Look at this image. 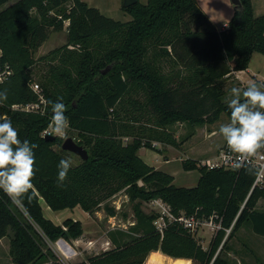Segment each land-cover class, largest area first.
<instances>
[{"label":"trees","instance_id":"16d2710c","mask_svg":"<svg viewBox=\"0 0 264 264\" xmlns=\"http://www.w3.org/2000/svg\"><path fill=\"white\" fill-rule=\"evenodd\" d=\"M9 1L0 0V9ZM240 1L221 30L197 0H138L122 6L132 16L130 21L106 16L84 0H16L0 10V70H11L0 81V90L8 94L0 103V117L12 121L19 139L37 145L32 189L18 203L0 190V240L10 238L11 264L51 259L62 264L48 241L71 242L83 236L80 220L69 217L56 224L47 218L43 200L54 211L79 206L90 215L104 205L114 216L117 210L108 201L121 191L132 203L135 223L129 231L110 230L112 246L78 264H186L191 259L231 264L223 251L245 223L264 236V210L257 208L264 200V185L254 186L256 167L209 168L185 159L184 169H198L201 176L196 186L184 187L139 155L142 147L158 151L156 139L178 145L164 133L171 124L213 123L223 112L231 118L224 100L225 79L247 69L254 52L264 55V14L255 15L252 0ZM63 30L68 33L66 45L42 57L60 55L62 66H51L52 75L40 79L47 99L45 113L14 109L15 104L39 101L40 94L32 87L35 53L52 31ZM172 80L178 84L172 86ZM133 93L145 94L144 101L133 98ZM58 99L65 105L69 129L88 152L87 160L70 163L62 183L57 179L58 164L61 159L69 161L68 151L62 148L61 137L44 134L52 124L50 102ZM128 102L136 110L146 109V122L143 113L123 118ZM157 198L170 204L176 217L184 211L186 216L213 218L220 228L209 248L179 221L168 222L163 234L158 231L159 214L141 208L144 201ZM228 229L231 233L224 241ZM58 246L70 255L65 242Z\"/></svg>","mask_w":264,"mask_h":264},{"label":"rangeland","instance_id":"374dc122","mask_svg":"<svg viewBox=\"0 0 264 264\" xmlns=\"http://www.w3.org/2000/svg\"><path fill=\"white\" fill-rule=\"evenodd\" d=\"M16 0H11L7 4L3 5L1 9L5 8L6 6L14 3ZM89 3V5L97 7L104 13L106 16L112 17L116 20L127 21L128 17H125L124 12L121 11V7L123 5L124 0H84ZM142 3L143 1L140 0ZM217 0H213L216 2ZM147 2V1H145ZM232 2V0H231ZM213 7L215 4H211ZM0 9V10H1ZM224 19H218L215 21L217 29L220 30L224 23ZM226 22V21H225ZM68 33L67 30L63 31H52L50 38L38 49L35 53L36 62L31 65V71L33 74L34 83L39 84L41 91L43 93V87L41 85L40 79L42 76H50L52 75L49 71L51 66H55V68L62 67L61 66V59L60 55L57 56L55 59H44L42 57L48 55L52 50L60 48L67 43ZM158 48V47H157ZM69 49H73L76 51H81L79 46L70 45ZM154 47H151L150 53H152ZM151 55V54H150ZM42 58V59H41ZM253 65L258 66L261 69V74H259V81H256V84H263L264 78V55L260 53H255L253 58ZM164 61H162L163 64ZM167 67L166 71H169ZM164 71V72H166ZM178 84L177 80H172L171 85L176 86ZM233 87L240 88L239 81L234 78L231 79L229 77L225 80V88L226 94L224 100L229 102L232 98L231 89ZM264 91V88L261 89ZM44 94V93H43ZM133 98H139L140 100L144 101L145 94L141 93H133ZM127 111H122L121 115L123 118L133 117L134 114L141 115L143 113V122H146L145 118L147 115V111L144 110H136V108L128 102L127 104ZM230 118L223 112L221 116L213 123H205V124H198L192 126L186 122H176L164 128L165 135H168L170 138L176 141L179 145H174L172 143H166L161 140H155L153 145L157 147L159 150L149 149L147 147H142L139 150V155L144 158L146 162L149 164L157 165L158 169L165 170L168 173H171L174 176V183L177 186H184V187H193L198 184L200 179L201 173L198 169L194 170H185L183 167V161L185 159H195L199 161L200 165H205L208 160L215 158L222 147L225 145L226 140L220 134L219 127L221 124L229 123ZM150 123V121H147ZM50 134L52 136H59L53 132V122L48 128ZM144 134H148L147 131ZM62 138L63 143L64 141L72 137L78 143L77 133L73 130H70L67 126L65 133L63 136H59ZM126 140H130V137H125ZM132 139V138H131ZM62 143V145H63ZM67 158L69 159L70 163L76 165L82 161V158L73 153L68 151ZM168 161V162H167ZM154 200V199H153ZM151 201H144L142 203L141 208L145 212L157 211L152 206ZM108 204L110 207L116 208L117 212L116 215L111 216L105 209L104 205L97 210L91 217L96 220V223L88 224L87 229L93 234L86 235L81 237L79 241L84 239V242L88 245V239L95 240L96 246L92 248L91 253H85L84 258L82 261L86 260L88 256L94 255L98 252L103 251L105 248H109L112 246L104 245L102 243L103 240H109V231L110 230H117L122 229L124 231H129L131 225L135 223L134 217V209L132 203L129 201L128 196L124 191L117 193L111 199H109ZM257 208L259 210H264V200L259 201ZM82 212H86L80 209ZM181 215H185L184 211L181 212ZM84 220V219H82ZM204 220V219H201ZM218 223L214 220V225H200L196 230H194L195 236L198 238L200 243L207 249L209 248L210 242L213 237L217 234L219 228L216 225ZM12 234V230H9ZM231 233V229L226 231L227 238ZM102 239V240H101ZM49 245L52 247L53 251L55 250L60 252L63 256L64 253L61 248L58 246V240L55 242L48 241ZM82 244V241L79 242ZM69 244L75 247V240L69 242ZM80 244V245H81ZM10 238L7 236L2 243H0V260L2 258V262L0 264H11L12 260H5V256L9 257L10 254ZM82 247V246H81ZM9 250V251H8ZM9 253V254H8ZM57 253L55 252V255ZM58 255V254H57ZM56 255V256H57ZM223 255L228 258L231 264H264V236L256 234L252 230L251 223H245L229 240L228 246L224 249ZM11 257V256H10ZM59 261L62 264H78L81 261H67V259L62 258L60 255L57 256ZM175 258V257H173ZM176 259V258H175ZM189 259V258H183ZM65 260V261H64ZM55 264V263H52ZM186 264H199L191 259L190 262H186Z\"/></svg>","mask_w":264,"mask_h":264},{"label":"clouds","instance_id":"9594fccd","mask_svg":"<svg viewBox=\"0 0 264 264\" xmlns=\"http://www.w3.org/2000/svg\"><path fill=\"white\" fill-rule=\"evenodd\" d=\"M264 84L252 83L243 92L237 87L231 89L228 102L231 112L229 123L221 124L219 132L229 149L242 156L250 155L255 149L264 147ZM243 97V99H242ZM7 91L0 90V103L7 101ZM53 132L63 136L69 124L65 105L61 100L50 102ZM37 147L27 139L18 138V131L12 121L0 117V190L14 203L22 200L32 189L35 153ZM70 168V161L61 159L58 164L59 182H63Z\"/></svg>","mask_w":264,"mask_h":264},{"label":"crops","instance_id":"0c3cea01","mask_svg":"<svg viewBox=\"0 0 264 264\" xmlns=\"http://www.w3.org/2000/svg\"><path fill=\"white\" fill-rule=\"evenodd\" d=\"M142 1H143V3H147L145 1H148V0H142ZM197 1H198L199 5H200L201 9L207 14V16L210 18V20L215 25H216V23H215L216 20H218V19H224V18L226 19V20H224V23H223L222 27L220 28V30L221 29H225L228 26V23H229L230 19L232 18L233 14L235 12V6L231 2V0H217L216 2H213V0H197ZM252 1H253L255 15L256 16L263 15L264 14V0H252ZM213 3L215 4L214 7L211 5ZM120 12H124L125 17H128L129 18V19H127V21H130L132 19V16L129 13H126L125 11H123L122 10V7H121V11ZM255 53H257V52H254V54L252 56V59H251V62L249 64V67L247 69H245V70H239V71H234L232 74H230L226 78V79H228L229 77H231V79L236 78L239 81V83H240L241 92H243V90H245L249 84H252V83H255L256 81H259L258 77H259V74H261V69L262 68L253 65V61L252 60L254 58ZM151 165H153V166H155L157 168V165H155V164H151ZM173 176H175V175H173ZM42 207H43V211H44L45 216L47 218L51 219L56 224H62L63 221L66 218H69V217L70 218H73L74 220H80L82 222L83 228H84V233H83V236L82 237H84L86 235H89L90 232H91V231H89L87 229L86 223L88 222L89 225L92 224V223H96V220L93 219L88 212H85V213L82 212L80 210L81 208L79 206L78 207H75L74 209H65V210H61V211H54L43 200L42 201ZM82 219H84V220H82ZM91 234H93V232H91ZM5 238H2L0 240V243H2ZM80 239L75 240V247L71 246L69 244V242H67L65 239H62L63 241H65L70 246V248H71L72 251L70 252V255L69 256L66 255V254H64L62 256L60 254V252L58 251V249H57V251L55 250V252L58 255L57 254L56 255L57 256L60 255L62 258H65V259H67V261H70V262H72V261H82L83 258H84L85 253H91L92 252V248H90L89 245H87L86 242H84V239L83 238L81 240L82 241V244L79 243V242H81V241H79ZM89 241L96 242L95 240H92L91 238L88 239V242ZM106 242H110V243L107 244ZM102 243L104 245L110 246V244L112 243V241L109 238V240H106V239L103 240ZM95 246H96V244H95ZM9 247L10 246H8V249H9ZM109 248H105L104 250H107ZM154 252H156V251H154ZM157 252H160V250H157ZM1 260H2V258H1ZM5 260H7V261L11 260L10 254H9V257L5 256ZM52 263H54V260L51 259V260H49L47 262H44V263H41V264H52ZM145 264H146V261H145Z\"/></svg>","mask_w":264,"mask_h":264},{"label":"built area","instance_id":"2783aa9c","mask_svg":"<svg viewBox=\"0 0 264 264\" xmlns=\"http://www.w3.org/2000/svg\"><path fill=\"white\" fill-rule=\"evenodd\" d=\"M11 73V70L6 67L4 70H0V81H2L7 75ZM33 89L40 94V98L38 102L28 103L26 105L15 104L13 106L14 109L24 110V111H35L45 113L46 106H47V99L43 95L40 85L33 84ZM44 134H50L49 130H46ZM205 165L209 168H216V167H224L227 169H237L244 165H252L258 169L257 176L254 182V186H263L264 185V151H253L248 156H242L238 153L231 151L225 142V145L220 150L219 154L211 159L208 160ZM152 206L159 214L158 219L155 221L156 227L158 231L162 234L164 233L165 228L167 227L168 222L179 221L181 222L186 228H189L191 231L196 230L200 225H214V219H204L201 220L200 218L196 217L195 215L186 216L181 215L176 217L172 211V207L170 204L166 203L160 198L152 200ZM216 225V224H215ZM217 228H220V225H216ZM229 230V229H228ZM109 244L110 242H106ZM94 241H89L88 245L90 248L95 247Z\"/></svg>","mask_w":264,"mask_h":264},{"label":"water","instance_id":"95a60500","mask_svg":"<svg viewBox=\"0 0 264 264\" xmlns=\"http://www.w3.org/2000/svg\"><path fill=\"white\" fill-rule=\"evenodd\" d=\"M137 2H138V0H124L123 6L124 7H130V6L134 5V4H136ZM232 3L234 4L235 8H237L238 6L241 5V1L240 0H232ZM104 73H106V70L104 71ZM263 84H264V82H263ZM48 135H50V134H48ZM51 138H55V137L52 136ZM62 148L67 150V151H70V152H73V153L79 155L83 160H87L88 159L87 150L82 145L78 144L72 137H69V138H67L64 141V143L62 145ZM59 240L63 241L62 239H59ZM225 240H226V238L224 239V241ZM63 242H65V241H63ZM66 245L69 246L67 243H66ZM221 247H222V245L220 246L218 252L216 253V255L214 257V259L217 257ZM214 259H213V261H214Z\"/></svg>","mask_w":264,"mask_h":264}]
</instances>
